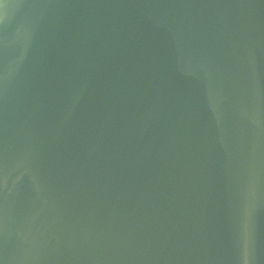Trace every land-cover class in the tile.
<instances>
[{
	"label": "water",
	"instance_id": "obj_1",
	"mask_svg": "<svg viewBox=\"0 0 264 264\" xmlns=\"http://www.w3.org/2000/svg\"><path fill=\"white\" fill-rule=\"evenodd\" d=\"M0 264H264V0H0Z\"/></svg>",
	"mask_w": 264,
	"mask_h": 264
}]
</instances>
